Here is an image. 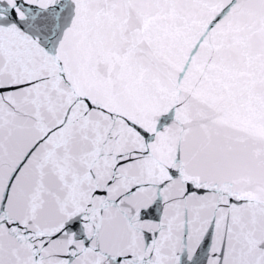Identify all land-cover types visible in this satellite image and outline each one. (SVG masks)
I'll return each mask as SVG.
<instances>
[{"label":"snow or ice","instance_id":"obj_1","mask_svg":"<svg viewBox=\"0 0 264 264\" xmlns=\"http://www.w3.org/2000/svg\"><path fill=\"white\" fill-rule=\"evenodd\" d=\"M0 264H264V0H0Z\"/></svg>","mask_w":264,"mask_h":264}]
</instances>
